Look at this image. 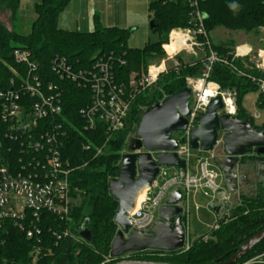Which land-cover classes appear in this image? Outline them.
I'll return each mask as SVG.
<instances>
[{
  "label": "trees",
  "instance_id": "16d2710c",
  "mask_svg": "<svg viewBox=\"0 0 264 264\" xmlns=\"http://www.w3.org/2000/svg\"><path fill=\"white\" fill-rule=\"evenodd\" d=\"M70 0H41L34 6L35 19L28 34L14 29L20 9V0H0V11H7L11 29L0 24V92L12 89L16 80L15 70L21 68L13 60L15 49H25L31 54L43 84L53 83L65 88L62 117L74 128L66 125L67 138L63 141L62 154L73 169L69 177L71 205L65 220L41 214L40 234L28 239L25 233L12 224L0 229V264H31L32 254L38 251L36 264H102L109 256L110 246L117 232L113 222L117 203L108 194V182L117 177L126 141L138 126L143 112L186 88L185 79L197 77L202 70V61L179 63V68L162 75L156 85L137 96L131 104L124 128L109 137L105 127L98 124L93 131H84L78 110L89 102V91L73 84H62L50 71V61L55 57L65 58L78 69L91 66L97 55L112 54L117 62L114 71L118 83L127 84L132 73L146 71L151 60L164 56L162 46L167 45L169 33L177 28H187L190 22L188 0H155L148 5L151 29L158 41L146 44L142 49H131L127 42L131 31L116 27L100 26L94 15L92 32L64 31L58 28V17ZM206 16L205 30L208 34L217 28L246 34L264 30V0H204L199 4ZM211 50L230 61L231 49L211 44ZM179 61V60H178ZM246 60L235 59L231 65L244 74L238 76L231 68L214 64L209 80L222 91L235 93L236 115L239 120H249L242 109L243 97L257 92V86L249 78L264 75L253 66L244 67ZM231 62V61H230ZM256 108L264 112V95L258 94ZM1 114V109H0ZM264 129V123L259 129ZM85 147H88L86 150ZM16 146L3 141L1 163L18 162L21 155ZM11 150V152H8ZM233 215V217H231ZM219 228L212 232L208 241L198 240L185 252L176 251L164 257L156 252L134 253L130 259L168 264H213L227 261L247 239L264 228V196L241 195L229 220L218 222ZM67 230L71 237L57 240L54 234ZM87 230L90 241L79 239ZM264 254V240L257 244L237 264ZM114 263L113 261L109 264Z\"/></svg>",
  "mask_w": 264,
  "mask_h": 264
},
{
  "label": "built area",
  "instance_id": "2783aa9c",
  "mask_svg": "<svg viewBox=\"0 0 264 264\" xmlns=\"http://www.w3.org/2000/svg\"><path fill=\"white\" fill-rule=\"evenodd\" d=\"M203 1L188 0L189 26L169 33L168 42L172 34L181 37L178 49L168 53L162 46L164 57L149 65L145 72L131 74L127 84L117 82L113 69L117 59L112 54L95 56L91 66L86 69H78L59 56L50 61V71L59 82L89 91L88 104L78 110L83 130L93 131L98 124H102L106 134L111 137L124 128L134 99L150 91L162 75L179 68L176 58L181 52L192 56L195 51L205 52L199 76L185 79L186 88L190 90V116L186 118L187 127L180 132L182 137L177 140L178 148L175 151L185 167L173 168V175H168L167 167L159 168L142 203L128 215L132 228L143 233L152 227L159 209L167 206L176 190L181 193L178 207L182 210L181 216L187 233L190 199L201 195L209 200V206L218 200L217 195L223 189L221 173L212 165L215 158L194 155L189 147V134L198 127V117L206 112L210 102L218 96L223 104L221 113L230 117L236 115L235 94L222 91L216 83L209 80L212 66L218 63L231 68L238 76L244 74L231 65L240 56L237 52L231 55L230 62L211 50L209 34L204 25L206 16L199 9V4ZM12 55L21 68L14 71L16 80L11 82L12 89L0 92V161L4 140L16 146L14 150L19 152L21 158L15 164L11 161L0 164V229L7 223L12 224L24 232L26 238L33 239L40 234L38 225L42 213L51 214L60 220L68 217L71 205L69 177L73 169L63 157L61 149L67 138L65 126L74 127L62 117L65 88L53 83H42L29 51L18 48ZM261 60L263 65L264 60ZM249 79L256 84L259 94L264 95V80ZM257 118L254 115L253 119ZM221 139L219 136L218 142L221 143ZM229 217L230 213L225 220H229ZM218 225L216 223L212 230H216ZM54 235L57 240L71 237L67 230ZM185 241L181 252L190 247L188 240ZM133 254H126L119 260L130 259ZM37 255L38 251L35 250L31 264H35ZM112 261L114 262L108 256L102 264ZM240 264H264V254Z\"/></svg>",
  "mask_w": 264,
  "mask_h": 264
},
{
  "label": "water",
  "instance_id": "95a60500",
  "mask_svg": "<svg viewBox=\"0 0 264 264\" xmlns=\"http://www.w3.org/2000/svg\"><path fill=\"white\" fill-rule=\"evenodd\" d=\"M149 28L153 29V22ZM190 90L185 88L166 98L159 104L146 109L141 115L129 152L121 158L117 177L109 180L108 194L117 203L113 222L117 232L110 246L109 257L112 264H168L119 260L126 254L146 251L172 253L183 249L186 230L183 225L181 193L176 190L167 206L159 209L157 219L146 232L132 228L129 214L133 211L139 193L152 186L161 167L184 169L185 164L175 151L178 143L173 133L186 130L189 111ZM223 110L220 96L213 99L206 112L198 117V127L189 134L190 150L200 153L211 152L216 146L219 135L222 140L223 156L218 161V169L223 180V189L218 193V202L209 204V209L220 217L226 212L230 196H237L247 175H238V158L252 149L256 154H264V131L253 128L249 120H239L221 113ZM264 191V168L257 172ZM233 217V215H231ZM79 237L90 241V233L82 231ZM264 240V228L244 241L235 253L224 262L213 264H237L257 244Z\"/></svg>",
  "mask_w": 264,
  "mask_h": 264
},
{
  "label": "rangeland",
  "instance_id": "374dc122",
  "mask_svg": "<svg viewBox=\"0 0 264 264\" xmlns=\"http://www.w3.org/2000/svg\"><path fill=\"white\" fill-rule=\"evenodd\" d=\"M153 1L155 0H70L67 7L58 17V28L64 31H76L79 29L80 32H87L91 25L94 26V15H96V17H98V22L102 27L116 24V28L130 30L131 34L127 42L128 47L131 49H142L146 44H153L158 41L157 34L149 28L151 21L148 5ZM40 2L41 0H20V9L14 25L15 31L23 35L29 33L31 23L35 19L34 6ZM87 14H89L88 18L86 17ZM0 24L8 29H11L12 24L10 21V15L7 11H0ZM247 35L248 34L241 31L232 32L223 28H217L209 34V39L213 45L226 46L229 44V41L236 43L238 39H243V37H246ZM205 55L206 54L204 51H195L194 56L185 52H181V54H179L176 59L177 61L179 60L178 63L185 64L191 63L193 61H202L204 60ZM161 58H155L151 60L149 65L155 64ZM244 66L247 68L250 65ZM252 66L256 70L258 69L255 67L257 64ZM142 72L144 71L132 74H141ZM257 79L264 80L263 78ZM227 92L230 94L234 93L232 91ZM258 94V91L246 94L243 97L241 104L245 115L252 118L254 125L253 127L255 128L261 127L264 123V112L256 108ZM254 115H260V118L253 119ZM136 128L137 127H135L133 132L129 134L123 154L129 152V148L134 140ZM181 137V133L172 134V138L176 141L180 140ZM193 154L202 158H209L210 156L214 157L215 159H213L212 165L214 168H217L218 161L220 157L223 156L222 143L218 142V144L209 153L199 154L198 152H194ZM174 172L175 171L173 168H167L168 175H173ZM208 202L209 200L202 197L201 195H196L195 197L193 196L190 199V214L188 220V227H190L191 231V237L188 241L190 245L198 240H202L204 242L210 240L212 232L216 231L212 230L216 225V219L207 208ZM237 203V197L230 196L227 204L228 211L222 216V218L225 219L229 213H231V210L236 207ZM217 221L223 222V219H219ZM227 221L228 220H225V222ZM152 252L154 251H151V253ZM167 254L171 253L156 252L158 257H164ZM34 263L36 264L37 260L34 261Z\"/></svg>",
  "mask_w": 264,
  "mask_h": 264
},
{
  "label": "crops",
  "instance_id": "0c3cea01",
  "mask_svg": "<svg viewBox=\"0 0 264 264\" xmlns=\"http://www.w3.org/2000/svg\"><path fill=\"white\" fill-rule=\"evenodd\" d=\"M86 17L88 18L89 14H87ZM96 19L98 21V17H96ZM115 26L116 24H113V25H108L104 28H112ZM93 29H94V26L91 25V27L88 29L87 32L90 33L93 31ZM120 29H123V28H120ZM76 31L80 32L79 29H77ZM262 36H264V30H259L258 32L249 33L246 37H243V39L242 38L238 39L236 43H234L233 41H229V44L224 47L231 49L233 53L237 52L240 55L238 59L246 60L243 63L244 65L252 66L254 64H257V66L255 67L258 68L257 70H259L264 75V69H263L264 62H263V65H261L262 63L261 58L264 60V48H263L264 47V37ZM185 64H189V63H185ZM257 116L258 118H260V115H257ZM218 201L219 200H215L212 203H216ZM207 208L209 209L208 203H207ZM227 209H228V205H227ZM209 211L215 217L216 223L218 222L217 220H219L224 215V212H223L220 217H216L215 214L210 209ZM190 237H191V231H190V227H188V230L186 233V239L189 241Z\"/></svg>",
  "mask_w": 264,
  "mask_h": 264
},
{
  "label": "flooded vegetation",
  "instance_id": "af4514ba",
  "mask_svg": "<svg viewBox=\"0 0 264 264\" xmlns=\"http://www.w3.org/2000/svg\"><path fill=\"white\" fill-rule=\"evenodd\" d=\"M254 126V125H252ZM256 130H263L255 128ZM221 158V157H220ZM264 168V154L258 155L256 154V149H252L243 157L238 158V175H247V179L243 181V187L238 191L237 200L241 195H248L251 197H255L260 192H262L264 196V191L262 189V184L260 179L257 177V172Z\"/></svg>",
  "mask_w": 264,
  "mask_h": 264
},
{
  "label": "bare ground",
  "instance_id": "6f19581e",
  "mask_svg": "<svg viewBox=\"0 0 264 264\" xmlns=\"http://www.w3.org/2000/svg\"><path fill=\"white\" fill-rule=\"evenodd\" d=\"M182 40H181V37H179L178 35H175V34H172L171 37H170V41L167 43V45L165 46V50L168 52V53H172L173 51L177 50L178 49V46H180ZM220 136V135H219ZM221 143H222V140H221ZM218 168V167H217ZM219 170V169H218ZM147 188L143 189L137 199H136V202H135V206L133 208V211H136L138 209V207L140 206V204L142 203L143 199H144V195H145V192H146ZM226 206H227V202H225ZM228 209L226 210V213H227ZM131 212V213H132ZM225 214V213H224ZM231 214V213H230ZM220 219H224V218H220ZM183 221V220H182Z\"/></svg>",
  "mask_w": 264,
  "mask_h": 264
}]
</instances>
